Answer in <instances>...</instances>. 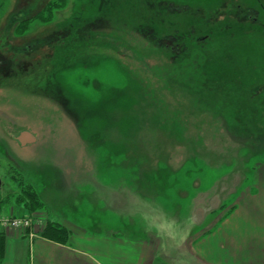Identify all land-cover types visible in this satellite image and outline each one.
<instances>
[{
	"label": "rangeland",
	"instance_id": "rangeland-1",
	"mask_svg": "<svg viewBox=\"0 0 264 264\" xmlns=\"http://www.w3.org/2000/svg\"><path fill=\"white\" fill-rule=\"evenodd\" d=\"M227 70L243 87L201 109L173 92ZM22 131L37 144L22 149ZM21 198L53 209L47 238L67 241L54 220L67 213L77 235L114 241L99 264H142L143 238L149 264H264V228L239 213L264 227V0H0L6 214ZM208 232V250L190 252ZM29 239L17 235L9 263L37 264Z\"/></svg>",
	"mask_w": 264,
	"mask_h": 264
},
{
	"label": "crops",
	"instance_id": "crops-1",
	"mask_svg": "<svg viewBox=\"0 0 264 264\" xmlns=\"http://www.w3.org/2000/svg\"><path fill=\"white\" fill-rule=\"evenodd\" d=\"M22 160V159H21ZM25 161V160H23ZM257 180V178H256ZM257 185V183H256ZM258 186V185H257ZM260 191L258 193L257 196H255L254 200H257V198L260 195ZM68 200V199H66ZM260 200V198H259ZM263 207H259L260 209L264 208V203ZM69 205V204H68ZM5 204H3V207L0 211V216H4V217H10V216H16L21 214H26L27 211L24 207H16L14 206V208L17 210L16 213L9 215L6 214L5 212ZM256 206V205H255ZM70 208V207H69ZM52 211L53 209H50V211H48L47 215L43 214L41 212H39L38 214H40V217L42 218L43 221V226L46 223V221L51 220L49 216H52ZM242 211H245L247 220H244L242 224H246L248 226H252V227H257V228H264L262 225L263 223H260V221H257L255 213L248 208L247 206L241 207L239 210V213H241ZM236 212V211H235ZM46 215V216H45ZM54 218V217H53ZM228 218V216H227ZM53 220V219H52ZM55 221H59V220H64L66 221L69 225L68 230H69V236L67 241L65 242V240H55V239H50L47 237H42V236H37L35 239L31 240L32 243V249L34 252V248H35V256L33 255V257H35V259H37V264H99V258H97L98 256H102V254L108 258H112L113 254H117V244L116 243H112L114 241H107L104 244H102V239L103 238H99L100 242L98 243V237H90L88 236L89 233H87L86 231H84V228L82 227V230L79 231L80 233L77 235L74 232V222H71V216L67 213H65L64 216H62L61 218H54ZM72 224V226H71ZM76 225V224H75ZM69 226L71 228H69ZM80 226V225H78ZM0 230L4 233L5 235V242H4V258L2 260V262L0 264H11L9 263V259L12 258V256H15V252H14V248L15 246L13 245V242L15 241L17 234H15L13 231L8 230V229H3L0 227ZM209 233V232H208ZM213 232L209 233L207 238H203L201 241L195 240L193 241V244L191 246L190 252H194L195 254H198L200 251L204 252V248L206 247V249L208 250V246L209 243H211V239H209L210 234H212ZM30 240V239H29ZM149 241L145 240V238H143L142 242H137L138 244H142V248H137L136 252H138L139 258H141L142 260V264H149V260L150 257L152 255L149 254V249H145V243L148 245ZM9 244V245H8ZM241 244L243 246L244 243L241 242ZM9 248V250H8ZM222 250H225V246L222 245L221 246ZM132 250H135V248H133ZM245 250V249H244ZM243 252V249H241L240 247V252ZM258 251L260 253H264V249L260 250L258 249ZM91 252H95V253H91ZM209 251H207L208 254ZM147 253V255H146ZM55 256L59 257V260H62L64 263H61L57 260H55ZM14 264V263H12ZM32 264H36L33 258V262Z\"/></svg>",
	"mask_w": 264,
	"mask_h": 264
},
{
	"label": "trees",
	"instance_id": "trees-1",
	"mask_svg": "<svg viewBox=\"0 0 264 264\" xmlns=\"http://www.w3.org/2000/svg\"><path fill=\"white\" fill-rule=\"evenodd\" d=\"M71 28V27H70ZM73 29V28H72ZM197 51V50H196ZM193 52H195V51H193ZM184 52L182 53V54H180V60H178V61H176V62H178L177 63V65L178 64H183L185 61H186V59H189L190 58V56H191V54L187 57V58H185L184 59ZM194 54V53H193ZM199 58H201L200 60L202 61V62H204L205 61V63L208 61V59H205V58H203V57H199ZM198 58V59H199ZM200 60H198V61H200ZM175 61V60H174ZM173 65H174V63H172ZM171 65V64H170ZM205 67H208V65H205ZM227 73H228V75H226L227 77H224L223 76V79H222V81L221 82H219V84H213L212 85V82H203V84L202 85H198V86H196V85H193V84H189V83H184L183 84V86L179 83V85H180V87L178 88V86L176 85V88H174V90H173V92L174 93H176L178 96H180V98L183 100H189V106H191V108L192 107H194L193 105H194V103H197L195 100H196V98H195V96H197V98H199V106L197 107V109H201L202 108V97H203V99L204 100H210L211 98H210V96L212 95V96H214L213 95V92L215 91L216 92V94H218L217 96H221L222 94H224L227 90L229 91V92H231V89H232V87H243V85L242 84H244L240 79H242V78H239L238 77V75H235V74H233V73H231L230 71H228L227 70ZM207 81H211V80H207ZM215 83V82H214ZM228 92V93H229ZM227 93V94H228ZM245 93V92H244ZM243 93V94H244ZM226 96V95H225ZM250 96H252L251 94H250ZM252 97H254V96H252ZM256 97V96H255ZM70 173V172H69ZM71 179H73V178H71ZM71 191H73V190H71ZM29 197H31V195L29 196ZM19 204H21V205H23V207L26 209V211L27 212H29V213H36V212H38L37 211V209H35L34 210V208L33 207H30V205H33L31 202H29V200L27 199V198H21V200H20V202H19ZM2 207H3V202L2 201H0V211H1V209H2ZM50 222L51 221H49L48 223H47V226H46V229H45V231H43L42 233H41V235L42 236H46V234H47V228H48V226H49V224H50ZM57 232H59V233H65V234H67V235H65V237H64V239L66 238H68V236H69V232H67V231H63V230H61V229H57ZM46 237H48V236H46ZM4 242H5V235H4V233L0 230V263L2 262V260H3V258H4Z\"/></svg>",
	"mask_w": 264,
	"mask_h": 264
},
{
	"label": "built area",
	"instance_id": "built-area-1",
	"mask_svg": "<svg viewBox=\"0 0 264 264\" xmlns=\"http://www.w3.org/2000/svg\"><path fill=\"white\" fill-rule=\"evenodd\" d=\"M0 224L3 227H8L15 232H26L34 227V218L31 216L0 218ZM31 237L34 234H30Z\"/></svg>",
	"mask_w": 264,
	"mask_h": 264
},
{
	"label": "flooded vegetation",
	"instance_id": "flooded-vegetation-1",
	"mask_svg": "<svg viewBox=\"0 0 264 264\" xmlns=\"http://www.w3.org/2000/svg\"><path fill=\"white\" fill-rule=\"evenodd\" d=\"M65 26H69V24L64 25V27L61 28V30H67V31L70 32V31H71V30H70V29H71L70 26H69V27H65ZM61 47H63V46H61ZM61 47H58V48H61ZM58 48H57V49H58ZM62 49H64V47H63ZM64 50H65V49H64ZM58 51H59V49H58L57 52H56L57 54H58ZM58 61H59V59H58V58H55V55H54L53 60H52L53 69H54V66H55V68H56V66H57L56 63H57ZM62 63H63V62H62ZM58 67H59V66H57V68H58ZM54 83H55V81H54ZM52 86H54V84H53ZM58 91H59V90H58ZM52 93H53L52 96H50L48 99H52V101H54L55 99L60 100V98H58L59 95H56V94H58L57 91L52 90ZM63 100H66V99H63ZM23 132H28V133H30L31 135H33V137H34V134H33L32 132H30V131H22L18 137H20L21 134H22ZM18 137H17L16 139H17V142L19 143V145L21 146L22 149L26 148V147L29 146V145L37 144V137H36L35 142L23 146V145L18 141ZM46 138H49L50 141H49V139H46ZM44 143H47L49 146L52 145V142H51V135H50V134H48V136L45 137V139H44V140L42 141V143L40 144V145L42 146V148H45ZM40 145H38V147H39ZM47 149H48V148H47ZM32 158H33V157H32ZM28 161H29V160H28ZM28 161H23V160L19 159L17 163H18L19 165H21V166H25V165H27V162H28Z\"/></svg>",
	"mask_w": 264,
	"mask_h": 264
},
{
	"label": "water",
	"instance_id": "water-1",
	"mask_svg": "<svg viewBox=\"0 0 264 264\" xmlns=\"http://www.w3.org/2000/svg\"><path fill=\"white\" fill-rule=\"evenodd\" d=\"M35 138L33 137V135H31L30 133L28 132H23L21 134L20 137H18V141L23 145H27V144H31L33 142H35Z\"/></svg>",
	"mask_w": 264,
	"mask_h": 264
}]
</instances>
